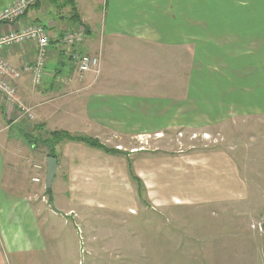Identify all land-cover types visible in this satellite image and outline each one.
Returning <instances> with one entry per match:
<instances>
[{
  "label": "rangeland",
  "instance_id": "1",
  "mask_svg": "<svg viewBox=\"0 0 264 264\" xmlns=\"http://www.w3.org/2000/svg\"><path fill=\"white\" fill-rule=\"evenodd\" d=\"M9 1L0 0V7ZM59 2L42 0L31 12L59 27L75 10L84 14L81 2ZM84 5L98 15L97 0ZM210 91L194 98L211 101L201 108L205 118L192 112L171 125L146 122L136 135L110 132L99 139L118 153L81 141L55 147L61 167L51 202L45 190L49 147L41 139L54 130L91 135L60 114L42 134L27 130L35 147L16 135L27 144L22 157L34 219L16 215L9 222L0 215V264H264V89L232 90L235 101L227 105L223 94L212 102ZM67 104L49 106L64 110ZM67 174L71 184L59 183Z\"/></svg>",
  "mask_w": 264,
  "mask_h": 264
},
{
  "label": "crops",
  "instance_id": "2",
  "mask_svg": "<svg viewBox=\"0 0 264 264\" xmlns=\"http://www.w3.org/2000/svg\"><path fill=\"white\" fill-rule=\"evenodd\" d=\"M41 1L20 19L21 24L41 23L50 37L42 82L34 86L31 74L23 73L17 84V100L33 117L28 119L16 105L0 103V215L9 222L16 215L25 222L27 215L34 219L29 201L33 186L24 166L28 159L22 157L27 144L17 139L27 130L42 134L46 122L57 121L60 114L100 140L110 132L136 135L141 123L171 125L192 112L205 118L208 112L201 108L211 101H194L203 98L201 90H211L212 102L223 94L227 105L235 101L232 90L264 89V0H97L99 17L93 5H84L86 0H75L83 3L84 14L75 10L61 27L32 14ZM66 2L60 0L59 7ZM80 27L85 37L79 50L97 56L99 66L77 80L59 39ZM3 55L20 67L34 61L36 47L26 43L4 49ZM57 100L67 101V108L52 110L49 105ZM62 147L64 141L56 145ZM60 167L57 160L56 172ZM33 178L30 182H39ZM63 178L59 183L71 184L69 174ZM32 231L35 235L38 230ZM31 243L35 246L37 240Z\"/></svg>",
  "mask_w": 264,
  "mask_h": 264
},
{
  "label": "built area",
  "instance_id": "3",
  "mask_svg": "<svg viewBox=\"0 0 264 264\" xmlns=\"http://www.w3.org/2000/svg\"><path fill=\"white\" fill-rule=\"evenodd\" d=\"M37 0H11L0 7V103L16 105L18 111L32 118L30 109L19 103L16 97L17 84L23 73L31 74L34 86L39 85L45 74V65L50 46V37L44 25L39 22L21 24L20 19ZM85 37L84 28L72 29L59 39L69 65L74 69V77L82 80L88 72H97L99 58L79 50ZM33 43L36 47L32 63L20 67L11 65L3 55V50ZM14 108V106H13ZM38 182L39 178L34 177Z\"/></svg>",
  "mask_w": 264,
  "mask_h": 264
},
{
  "label": "trees",
  "instance_id": "4",
  "mask_svg": "<svg viewBox=\"0 0 264 264\" xmlns=\"http://www.w3.org/2000/svg\"><path fill=\"white\" fill-rule=\"evenodd\" d=\"M69 0H67V2L65 4L68 3ZM40 127V126H39ZM36 128H38L36 126ZM24 137L26 139L27 142H31L29 144H33L32 138H31V134L26 132L24 134ZM41 141L43 142V144L47 145L49 147V152L48 155L49 156H54L56 157V153H55V147L58 143L63 142V141H81L83 143H85L86 145L93 147V148H98V149H102L104 151H113V152H119V150L117 149H113V150H109L108 148H106L100 141L98 138L95 137H91V136H83V135H73L70 132L66 131V130H54L51 131L50 134L48 135L47 138L45 139H41ZM46 193L48 194L49 200L51 202V198H52V192L51 189L50 190H46ZM263 239H264V222H263Z\"/></svg>",
  "mask_w": 264,
  "mask_h": 264
},
{
  "label": "water",
  "instance_id": "5",
  "mask_svg": "<svg viewBox=\"0 0 264 264\" xmlns=\"http://www.w3.org/2000/svg\"><path fill=\"white\" fill-rule=\"evenodd\" d=\"M57 169V158L54 156L46 157V175H45V190H50L52 181Z\"/></svg>",
  "mask_w": 264,
  "mask_h": 264
},
{
  "label": "bare ground",
  "instance_id": "6",
  "mask_svg": "<svg viewBox=\"0 0 264 264\" xmlns=\"http://www.w3.org/2000/svg\"><path fill=\"white\" fill-rule=\"evenodd\" d=\"M176 202H179V201L176 200ZM131 211H132V210H131Z\"/></svg>",
  "mask_w": 264,
  "mask_h": 264
}]
</instances>
